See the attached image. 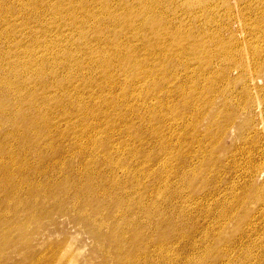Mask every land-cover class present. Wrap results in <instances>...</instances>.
<instances>
[{
    "label": "rangeland",
    "instance_id": "1",
    "mask_svg": "<svg viewBox=\"0 0 264 264\" xmlns=\"http://www.w3.org/2000/svg\"><path fill=\"white\" fill-rule=\"evenodd\" d=\"M138 1L34 0L37 7L47 11L44 14L51 16L40 18L39 11L38 14L31 17L32 23L28 24L24 23L23 18L14 13L12 9L1 4L0 40L1 38L7 40L5 44V47H8L5 49L6 53L22 54L21 56L28 64L26 67L29 70H43L42 63L48 65L54 62L58 56H65L61 52V46L65 45L66 47L67 45L56 38L62 34L68 35L69 40L73 42L74 47L71 46L66 49L69 50V53L76 50L84 52L85 45L78 38L76 28L80 27L82 22L78 24L75 21L76 18L80 21L79 17L75 15L76 11L82 12L94 6L92 8L93 14L87 16L88 19L85 20L88 21H84L90 35L94 36L96 27L104 28L106 27L104 25H111L109 24L108 10H116L119 13L133 12L136 15L140 9H152L155 5L154 0H145V2H149L146 5H141ZM246 1L229 0L228 5L232 19L230 22L231 33L226 34L224 36L225 41H221L216 46L207 39L202 40L204 38L202 35L206 34L207 27H209L207 22L213 26L211 20L216 17V12L223 13V9L220 7L213 8L214 11L209 17V22L207 12L197 8V6L189 9L181 1L172 3L169 0H160L159 13L151 12L143 21L136 19L132 27L122 31L118 36L121 41L130 40L140 51H145L147 49L145 43L152 41V35L157 30L155 24H157L158 14H163L168 21H171L172 28L175 29L173 37H161L162 40L166 39L168 46V51H162L166 52L167 55L160 59V64L163 65L164 70L155 69L156 65L153 64L156 60H146L147 62L144 61L139 72L135 71L130 75L132 77L133 74H136L139 80L144 79L148 73L152 75L151 90L157 83L155 90L152 91L155 95L152 100L150 97L142 96L145 99V108H141L137 97L133 96L135 94L131 96V90L135 92L137 90L135 80L133 84L125 85L123 78L119 76L121 79L117 88L105 83L109 79L114 80L115 75L118 76L117 63L116 67L109 66L104 75L101 74L100 70L95 69L94 72L89 69L91 66L88 63L90 62L82 60L84 62L83 70L81 74L74 73L76 77L71 85L65 83L71 71L68 66L61 67L62 71L56 77L46 78L45 83L55 87L57 91L45 90L52 113L49 116L51 132L47 139L45 137L44 145H41L43 154L41 157H54L56 160L55 164H50L49 161L47 162L48 158L46 162L39 165V159L33 154L35 155L41 149L36 147L37 144L33 149L27 148L31 149L27 151L28 167H30L28 170L29 185L27 190L23 189L21 193L25 194L34 185L40 187L55 181L57 182L56 193L60 195L61 200H55L48 208L47 212L53 216L52 221H45V216L42 214L43 225L41 228H31L33 231L29 236L27 245L29 251L16 255L11 254L12 249H6L4 255L0 256V264H101L94 256L98 253L96 248L98 247L99 236L107 235L120 228L119 221L124 215L120 212L123 211V208L116 203L109 204L102 199L103 196L101 195L94 201L89 199V196L97 192L104 195L108 193L116 200L119 197L120 189L118 185L112 183L116 181L126 186L125 178L132 170L130 165H139V169L146 171V174L129 182L131 186L127 183L126 192H130L125 193L126 195L124 194L122 197L123 200L127 197V201L130 200L133 204L126 212V215H129L128 225L133 226L135 224L134 217L145 220L149 218L148 212L138 210V205L150 209L149 213L153 217V222H151L152 227L149 226L148 230L142 232L138 229L141 232V237L137 242L134 254H127L122 248H117L118 257L125 255L129 260H135L136 264H144L143 259L145 257L153 256L154 258L155 255L157 257L153 261L145 264H231L235 261V257H243L245 253L251 252V257L249 256L246 264H264V173L262 175L255 174L264 167L263 107L257 105L255 101L251 102L247 96L238 97V102L233 101L234 104H232L237 112L234 109L231 110L232 112L239 114L240 110L237 107L246 101L250 102L249 107L241 112L237 119L232 118L230 122H227L224 118L223 99L210 92L214 84L211 80L206 82V86L200 87L198 90H209L208 96L215 101V109L208 111V113L206 110L202 112L203 117L208 115L210 119H214L217 115L220 116L215 127H210L208 121L203 118L190 128L181 122L184 124V128L181 124L173 132L174 123L185 121L191 113L188 111H171L174 104L183 102L188 97L186 94L175 93V88L178 85L185 84L184 78L176 81L172 76L175 73L183 74V67L180 65L181 59L186 60L201 75L207 70H211V68L207 69V66L212 56L210 62L212 70H217L213 77L216 79L227 78L230 82L229 89L231 88L235 93L239 92L242 86L235 84L238 78L235 75L239 72L233 73L232 71L228 75L227 68L221 60L224 49L228 46L234 47L236 42L240 45L241 53L245 56L248 66L245 64L243 77L246 80L244 79V82L251 84V88L254 87L257 91L264 86V81L261 78L252 83V78L250 79L247 74V71L249 75L255 74L253 66L248 65V59H254L255 63L264 60V57L258 59L260 56L251 51V46L262 47L264 44V33L258 31L264 29V16L260 14L264 8L261 2H255L254 5L253 2L249 3L250 0L248 3ZM213 2L216 4V0ZM107 6L110 9L107 10ZM170 6L175 7L173 11ZM188 9L193 11L194 15L192 12L189 13ZM58 11L67 13V15L61 17ZM24 12L25 14L29 13ZM71 14L73 19L70 18ZM69 18L72 21L71 24H67ZM5 19L15 21V27L8 28ZM48 23H54L58 29L49 32L44 26ZM142 26L143 34L137 32L138 38L134 37L131 30L134 27L140 29ZM178 28L180 30H177ZM187 30L190 32H184ZM103 32L108 37L107 42H110L109 40L115 35L106 29ZM31 37L36 39L34 41L35 48L29 51L27 48L31 42ZM174 43L178 48L185 46L187 51H173ZM94 44L96 42L91 45ZM188 44H192V46L189 47ZM222 47L223 51L210 54ZM100 56L103 58L101 54ZM72 57L74 58V56ZM193 57L199 59L204 57V60L207 59V64L203 66L201 60H195ZM239 57L243 60L242 55ZM0 70L2 72L4 69L0 67ZM88 74H92L91 79L83 78ZM253 75L252 77H255ZM258 76L264 79L263 75ZM122 87H124L123 90H121ZM60 88L64 91L58 93ZM79 91H82V94L78 100H75V94ZM252 91L251 97L255 99L256 92L253 89ZM52 93L54 94L52 95ZM120 93L124 94L126 99L123 98L122 101H119L118 107L112 108L114 99ZM111 94H115L113 100L105 99V96L110 98ZM58 95L68 115L64 113L61 103L53 102L52 98H58ZM190 95L196 101L195 95ZM147 100L151 102L150 105ZM127 103L137 105V111L135 109L133 113L128 111V105H125ZM120 108L124 111H119ZM205 108L204 105L202 109ZM167 110L168 113L164 114ZM150 111H155L157 118L151 117ZM27 115L23 111L20 117ZM245 122L248 127L249 124H252L256 128L247 130L244 128ZM83 130H86V133ZM87 131L91 133L88 135ZM154 132L157 135L153 134ZM160 132H163L165 138L168 137V143H172L171 147L165 148L161 145ZM186 133H188L189 138L184 140L188 137ZM202 134H204L202 143H197L195 138ZM205 134H209V136L206 137ZM142 139H145V144L140 149ZM78 143L85 149L80 151L82 155L77 153L79 152L77 151L79 149L76 148ZM172 148L175 151L178 150L180 154L173 153L169 161L172 165L169 166L165 175V183H163L159 174L165 168L163 165L164 158L167 156L165 152L167 153ZM180 155L183 158H180ZM93 158H95V163L91 164ZM126 166H128L127 169L124 168ZM88 168L92 170L89 171ZM117 168H121V170ZM84 169L85 172L83 171L82 175L85 173L86 183L76 179V176L72 177ZM147 169L149 173H147ZM34 170L39 171L35 172ZM155 173L156 178L153 176ZM65 175L69 176L70 180H64ZM53 176L57 178L54 179ZM104 177L109 180L104 182ZM1 179L3 178L1 177ZM88 185L93 190L89 194L82 195V189ZM17 196L18 191L12 193L6 188L0 190V209L3 208L4 199L12 201L11 198L15 199ZM240 197H243L252 207L246 212L247 218L251 219L253 225H259L258 228H252L244 236H238L235 233L230 219L220 218L218 215L221 211L220 208L225 205H230L229 208L233 207L236 214L245 212L243 208L238 207ZM97 212H99L98 215L94 214ZM134 212L135 215L130 216ZM91 215L92 219L88 220L87 218ZM93 220H102L104 222L103 228L96 230L90 227L87 223ZM28 222L29 219L28 221L25 219L24 224L27 228ZM9 236L14 237V234H9ZM158 247L159 249H157ZM107 248L113 249L111 246H107ZM225 252L228 256L224 254ZM162 255L167 260L165 263L160 261ZM27 256L28 258H24ZM211 258L212 261H210ZM32 259V262H28Z\"/></svg>",
    "mask_w": 264,
    "mask_h": 264
},
{
    "label": "bare ground",
    "instance_id": "2",
    "mask_svg": "<svg viewBox=\"0 0 264 264\" xmlns=\"http://www.w3.org/2000/svg\"><path fill=\"white\" fill-rule=\"evenodd\" d=\"M169 1L172 3H175L176 1L177 2L181 1L189 9L197 6V8L205 10L208 14V17H207L208 21H209V17L212 16V11H214L213 10L214 7L216 8L220 7L223 9L222 14H219L216 12V17L213 20H211L213 22V26H211V23L207 22V25L209 27H207L206 34L202 35L204 36V38L201 37L202 40L207 39L214 46H216L220 44L221 41H225L224 36L226 34L231 33L230 28L232 26L230 25V22L232 19H231V10L229 9V5H228L229 0H216V4L213 2V0H169ZM237 1L239 2L240 0H237ZM159 2L160 0H154L155 5L152 9H140L139 11H137L136 15L133 12L119 13V11H116V10H113V11L108 10L110 9V7L107 6V10H108L107 14L110 20L109 24L111 25H108V24L104 25L106 26L104 28L96 27L94 36L90 35L89 29L84 24V21H88V20H85V19H88L87 16L89 17L93 14L92 8L94 6L91 9H86L82 12L76 11L75 15L79 17L78 19H80V21H78L77 18L75 19V21H77L78 24L79 23L81 24L82 22V25L76 28L78 30L77 32L78 38H80L81 43L85 45V47L83 48L84 52L82 53L81 51L79 52V50H76L74 52L69 53L68 52L69 50H66V49H69V47L71 46L74 47L73 42L69 40L68 35L64 36V34H62V36H58L56 38H58L61 42H64L67 45L66 47L65 45L61 46L62 47L61 52H63L65 56L63 57L58 56L57 59L54 60V62L49 63L48 65H45L44 63H42L41 65L42 67H44L43 70L42 69L29 70L26 67V65L28 64L24 61L23 57L21 56L22 54L19 55L17 53L15 54L6 53L5 49H8V47H5L7 40L1 38L2 42H0V67L3 68L4 70L0 72V73H3V74H0V116H3V117H0V190H2L3 188H6V189H9V191H11L12 193L15 191H18V196L15 197V199L11 198L12 201H10L9 199H4L3 208L0 209V256L4 255L6 249L7 250L12 249L11 254L14 253L16 255H21L25 253L27 250L29 251V249L27 248V245L30 239L29 236L31 232L33 231L32 229L41 228V226L43 225V221H41L42 214L45 216V221L47 222L52 221L53 216L51 213L47 212L48 208L50 207L52 202H55V200H59V199L61 200L60 195L56 193V187H57L56 183L57 182L55 181H51L50 184L41 185L40 187H36L34 185L33 187L30 188L29 191H26L25 194L21 193V190L23 189L27 190L28 185H29L28 180H29L30 175H28V170L30 169V167H28L27 151L35 148L34 146L35 144H37L36 147L41 150L40 151L37 150L39 152L36 153L35 155L33 154V156H36L39 159V165L43 162H46V160L49 158V157H41L43 155L41 145L42 144L44 145L43 141L45 137L47 139L48 136L50 135L49 133L51 132V126H50L51 121H50L49 116L52 113H51L50 103L48 102L49 98L46 97L45 90L50 89V91L53 90V92H56L57 89L55 87H52L46 84L45 83L46 78L50 76L56 77L62 71L61 67L68 66L70 67L71 71L69 70L70 75L66 78L65 83L67 85H71L74 82L75 77H76L74 73L81 74L83 70L84 62L82 60H86L90 62L88 63L91 66L89 67V69H92V71L94 72H95V69L100 70L101 74H104V75L105 73H107L109 66L112 65V67H116V65L118 64V76L115 75L114 80L109 79L105 83L108 84L109 86H115L117 88V86H119L120 84V79H121L120 77L123 78V84L125 85H129V83L133 84V81L135 80V84L137 85V90L136 92L131 90V96L135 94L133 96L137 97L138 103H140L141 108H145L146 103H145V99H143L142 96L150 97L151 98L150 100H152V98L155 96L152 93V91L155 90L157 83L154 84L151 90L150 84L153 80L152 75L148 73V75H146L144 79H140V80L139 78H137L136 74H133L132 77H130V75L135 71L139 72L141 67L144 65V61L146 60H156L155 64H153V65H156L155 69H157L158 71L164 70L163 65L160 64V59L161 57L167 55L166 52H162V51H168L167 49L168 46L166 44V39L162 40L161 37L162 36L164 37L172 36L173 37L175 29L172 28L173 26H172L171 21H168L167 18L163 16V14L161 13L158 14L157 24H155V26L157 27V30L152 35L153 38H152V41H150L151 44L145 43V48H147L145 49V51H142V50L140 51V49H138L137 46L133 45V43L130 40H127L125 42L123 40L121 41V39H119L118 36L122 33L123 30H128V28L132 27L136 19L143 21L149 13L151 12L155 14L159 13V8H158ZM248 2L249 0L246 1V3ZM251 2H253L254 5H255V2H261V5L264 8V0H250L249 3ZM138 3L141 5H146L149 2H145V0H139ZM1 4L5 5L9 9H12V11L14 13H17L20 17H22L23 22L27 24L32 23L31 21L33 20H31V17L35 14H38L39 11H40L39 13L40 18L51 16V15L44 14L47 11L43 8L37 7L34 4V0H14L13 2L12 0H0V5ZM211 4L213 5L212 7H211ZM174 8L173 6H170V9L172 11L174 10ZM24 11L29 12V13L25 14ZM191 12H192V15H194L193 11L189 10V13ZM59 13L61 14V17H65L67 15V13H63V12H59ZM260 14L261 16L262 15L264 16V9L261 10ZM70 18L73 19L72 14ZM70 18L68 19L67 24L72 23ZM5 22L8 25V28L15 27V21H11V20L7 21V19H5ZM44 26L45 28L47 27L46 30H48L49 32H53L56 29H58V27L54 23H48ZM143 26L140 29H137L136 27H134L131 30L134 37L138 38V36L136 35L137 32H140L143 34ZM105 29L109 32L112 31L115 34L114 37H112L109 40L110 42H107L108 37H106L105 33L103 32L105 31ZM177 30H180V28H178ZM258 31L264 33V29H259ZM184 32L189 33L190 30H187ZM31 38H32L31 42L27 48L29 51H32L35 48L34 41L36 39L34 37H31ZM144 38L146 39V36H144ZM54 42H55V39H54ZM93 42H96V44L91 45ZM45 43H48V42H45ZM174 45L175 46L173 48V51H187L185 46L182 48H178V46L175 43ZM188 46L191 47L192 44H188ZM251 48H252L251 51L253 54H257L260 56L258 57V59H263L262 57H264V44L262 45V47L253 45L251 46ZM150 51H158V52H150ZM217 51H223V47L220 50H215L214 52L210 54H214ZM241 51L242 50L240 49V45L238 44V42H236L234 47H230V46L226 47L224 49V52H222L221 54V60H222V63H224V65L227 68V74L230 75L232 71L233 73L239 72V74L235 75L236 77H238L235 81V84H240L242 87L241 89H239V92L237 93H235L231 88L229 89L230 82L227 78L216 79L213 77V74L217 72V70H212L211 63H210L212 56L210 57L208 66H207V69L211 68V70H207L206 73L201 74V75L198 74L199 71H196L195 68L191 64L187 63L186 60L181 59L180 65L181 67H183V70H182L183 74L180 75V74L175 73L172 76L175 78L176 81L180 80L181 78H184L185 81L183 82H185L186 85L185 84H184L185 86L178 85L175 88V93L186 94L188 97L185 101L179 102L180 104L179 103L174 104V106L171 108V111H175V112L188 111L191 114L188 116V118L185 119V121L174 123L173 132L176 131L175 128H178V126H180L181 124L183 125V128H184L183 123H185L186 127L190 128L203 118H205L208 121L210 127L212 126L215 127L217 125L220 119L219 115H217L214 119H210L208 115L203 117V113H202L204 110H206V113H208V111L215 109L214 107L215 101H213V99H211V97L208 96L209 90H205V89L198 90L200 87L206 86L207 85L206 82H210L211 80H213L214 84L211 87L210 92L213 95H216L217 97L223 99L224 112H225L224 118L227 122H230L232 118L237 119L239 117V114H241V112H244L245 109L249 107L248 105L250 102L248 101L243 102V105L239 104V106L237 107L238 110H240V113L239 114L236 113L237 110L232 104H234L233 101L238 102V97L247 96L251 100V102L255 101L257 105L262 106L264 109V86L259 91H257L254 87L251 88L252 86L251 84L247 83L246 81L244 82L245 78L243 77V74L247 66V62H246L245 56L241 53ZM78 54L80 55L78 56ZM100 54L103 56V58L100 56ZM206 54L207 53L205 52V55ZM240 55H242L243 60L241 57H239ZM54 56H57V55H54ZM72 56H74V58ZM193 59L201 60V63L203 64V66L207 64L206 57H205L206 60H204V57H201V59H199L198 57H193ZM250 59H248V65L251 64L255 72L254 75L252 73V75L255 77H252V75H249L247 71L249 78L250 79L252 78L251 82L253 83L254 81H257L258 78H261L264 81L262 77L258 76V75L264 76V60L261 61L260 63H255L254 59L252 58ZM90 77H92V74H88V76H85L83 78H86L87 80V79H91ZM38 78H41V79H38ZM34 81H37V83H34ZM189 84L190 86L188 87ZM123 89L124 87L121 88V90ZM252 89L256 92L255 99L251 97V93L253 92ZM61 91H64V90L60 88L58 93H60ZM53 94L54 93H52V95ZM81 94H82V91L77 92L75 94L76 95L75 100H78ZM190 94L195 95L196 101L193 99V97ZM114 96L115 94H111L110 98H108L109 96H105V99L113 100ZM59 98L60 96L58 95V98L53 97L52 99L54 103L55 102L61 103V107L63 108L62 106L63 102L60 100L61 98L60 99ZM123 98L126 99L124 94L122 93L118 94V97L114 99V103H112V108L118 107L119 101H122ZM147 102L149 105L151 104V102H149L148 100ZM125 105H128V111L132 113L135 110L137 111V107H136L137 105L135 106L134 104H130V103H127ZM204 105L206 106V108L202 109ZM63 109H64V113L68 115L67 110L65 108ZM232 109L236 110V112H232L231 111ZM23 111H25L28 114L26 117H20ZM119 111L123 112L124 110L120 108ZM154 112L150 111L149 115L153 118L154 117L157 118V115ZM167 113H168V110L164 114H167ZM143 120H145L144 117H143ZM249 125L250 126L248 127V125H246V122H245L244 128H247V130H252L253 127L256 128L255 125H252V124H249ZM83 131L84 133H86V130H83ZM87 133L89 135L91 132L87 131ZM237 133L240 134V132H237ZM153 134L157 135V133L155 132ZM186 134L188 135V133ZM203 135L204 134H202L199 137H196L195 141L197 143H202V140L204 138ZM159 136H160L159 140L162 146H164L165 148L172 146L171 142L168 143V139H167L168 137L165 138L163 132L162 133L160 132ZM205 136L208 137L209 134H205ZM188 138H189V135L184 140H187ZM144 144H145V139H142L140 149L144 147ZM27 148H31V149H27ZM76 148L79 149L77 150L79 151L77 153L81 154L80 151L83 149V146H80L78 143L76 145ZM99 148H100V145H99ZM45 149H47V147ZM133 151L134 150L132 149V152ZM164 152H165V149H164ZM174 152H177L178 154H180L178 150L175 151L173 148L168 150L167 153L165 152V154H167V156L164 158L165 160L163 164L165 165V168L159 174V177H161L162 179L160 180L163 183H165V175L167 171L169 170V166L172 165L171 163H169V161ZM75 154H76V151H75ZM180 156H181L180 158H183L182 155ZM55 160L56 159H54V157H50L47 160V162L49 161L50 164H53V163L55 164ZM180 160H179V163H180ZM183 160L185 161V159ZM94 163H95V158L92 159L91 164H94ZM61 166H63V164H61ZM130 167L132 170L130 171L128 177L125 178L126 186H127V183L131 181H135L142 175L146 174V171L139 169V165H135V166L130 165ZM124 168L127 169L128 166ZM88 169L89 171L92 170L91 168H88ZM117 169L121 170V168H117ZM34 171L38 172L39 170L37 171L34 170ZM83 171L85 172V169L82 171H78L77 172L78 175H73L72 177L76 176V179H79L86 183L87 180L85 179V173L82 175ZM147 173H149L148 169H147ZM263 173H264V167L259 172H255L256 175H262ZM155 175L156 173L153 174L154 177ZM1 177L3 179H1ZM53 178L52 180L56 179L57 177L54 179ZM64 180H70V177L65 175ZM108 180L109 179L104 177V182ZM112 184L118 185V188L120 189L119 197L116 198V200L113 197L109 196L108 193L104 195L102 193L99 194L97 192L96 194L89 196V199L93 201L97 200L99 198V195L103 196L102 199H104V201L108 202L109 204L112 205L116 203L118 206L122 207L123 211H121L120 213L122 215L124 214L120 218V221H119L120 228L118 230L108 233L107 235L99 236L98 243H97L98 247L96 248L98 250V253L94 254V256L96 257L97 260L100 261L101 264H131V263L136 264L135 260L131 261L128 258H126L125 255L118 257L116 253V249L122 248L123 250L127 252V254L130 253L131 255H133L137 242L140 240V237H141V232L138 229L142 230L143 232L145 230H148L149 226L152 227L151 222H153V219H152L153 217L149 213L150 209H148L146 206L139 207L138 205V210L148 212L149 218L145 220V219H139L137 217L136 218L134 217L133 218V221L135 223L133 225L134 227L131 225H128L129 215H126L127 214L126 212L129 211V209L133 206V204L130 202V200L127 201L126 199L127 197L124 200L122 199V197L124 196L125 193H129L130 191L126 192L127 191L126 186H123L119 182L115 181ZM129 186H131L130 183H129ZM92 190L93 189L91 188V186L88 185L82 189V195L89 194ZM229 206L230 205L222 206L220 208L221 211L218 215L220 218L230 219L232 221L233 229L238 236H244V234L246 235L247 232L250 231L252 228L256 229L259 227V225H253L251 222V219L247 218L246 212H248V210L251 209L252 207L247 203L245 199H243V197L239 198L238 207L240 209L243 208V211L245 212L236 214L233 207L229 208ZM98 213L99 212L94 213V214L98 215ZM134 215H135V212L132 213V215L130 216L133 217ZM174 218H177V217H174ZM25 219L27 221L29 219L28 228L25 227V224H24ZM87 219L91 220L92 215L91 217H88ZM256 223H257V220H256ZM87 224L96 230H99L100 228H103L104 226V222L102 220H93V221L88 222ZM141 227L143 228L141 229ZM245 230H247L246 233H245ZM9 234H14V237L9 236ZM107 246H111V248L113 249L109 250ZM157 249H159V247ZM11 254H10V258H11ZM224 254L227 255V252H225ZM249 256L251 257V252L245 253L243 257H235L234 260L236 261V263H234L235 261H233L232 263L246 264ZM156 257L157 255H155L154 258ZM24 258H28V256ZM154 258L153 256L145 257L143 259V263L145 264L147 262L153 261ZM160 258H161L160 261L163 263L167 261L163 255ZM32 261L33 259L28 262H32ZM210 261H212V258L210 259Z\"/></svg>",
    "mask_w": 264,
    "mask_h": 264
}]
</instances>
